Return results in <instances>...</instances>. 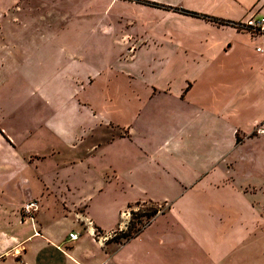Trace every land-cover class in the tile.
Masks as SVG:
<instances>
[{"label":"crops","instance_id":"0c3cea01","mask_svg":"<svg viewBox=\"0 0 264 264\" xmlns=\"http://www.w3.org/2000/svg\"><path fill=\"white\" fill-rule=\"evenodd\" d=\"M263 14L0 0V23L28 24L0 30V192L37 204L0 217V264H264ZM140 204L145 228L99 241Z\"/></svg>","mask_w":264,"mask_h":264},{"label":"rangeland","instance_id":"374dc122","mask_svg":"<svg viewBox=\"0 0 264 264\" xmlns=\"http://www.w3.org/2000/svg\"><path fill=\"white\" fill-rule=\"evenodd\" d=\"M27 26L28 24H22L20 23V26H14L13 24H9V23H0V30H12V31H15V33H19V32H22L21 30H27ZM38 26V24H37ZM32 31V30H30ZM28 31V32H30ZM24 32V31H23ZM33 33V32H32ZM26 111L22 108H20V114L23 115L25 114ZM9 123V119L6 120V125H8ZM12 194L11 193H6V192H0V217L2 216H13L15 214L16 211H18V213L20 214V216L23 217V207H18L17 206H12L11 205V201H14L12 198H9V196H11ZM24 206V205H22ZM152 206L151 205H148V204H144V205H138V206H134L132 207V209L129 210V212L131 211H138L140 212L141 210H147L148 208H151ZM131 220V219H130ZM4 231H1L0 230V240L6 236H4L5 234H3ZM5 233H8V232H5ZM4 250H2V252L0 254H3V253H8V251H11L12 249V246L10 247H4L3 248ZM262 262V261H261Z\"/></svg>","mask_w":264,"mask_h":264},{"label":"trees","instance_id":"16d2710c","mask_svg":"<svg viewBox=\"0 0 264 264\" xmlns=\"http://www.w3.org/2000/svg\"><path fill=\"white\" fill-rule=\"evenodd\" d=\"M186 14H190L193 16H197L194 13L185 12ZM207 20H213L209 17H203ZM131 220L127 226V228L123 231H119L115 233V236L112 238V241L121 243L123 241H127L130 238L136 236L143 228H145L150 221L153 219L155 215L158 213V209L156 207L148 208L147 210L131 211Z\"/></svg>","mask_w":264,"mask_h":264},{"label":"built area","instance_id":"2783aa9c","mask_svg":"<svg viewBox=\"0 0 264 264\" xmlns=\"http://www.w3.org/2000/svg\"><path fill=\"white\" fill-rule=\"evenodd\" d=\"M131 1V0H130ZM246 25H248L251 28V31L253 33H256L258 35L264 36V14L259 16L258 19L256 20H251L250 22H248ZM257 51H261L263 52L264 50H262L261 48H258ZM36 202H28L23 206V214L24 215H30L34 209L36 208ZM122 217V228H119L118 231H123L127 228L130 219H131V213L129 211L124 212L121 214ZM90 224V222L88 223ZM116 232H112L110 234H108L105 237H100L99 241H104L107 240L108 237H114ZM93 234H95V230H93ZM69 238L71 240H75L77 238V234H69Z\"/></svg>","mask_w":264,"mask_h":264}]
</instances>
